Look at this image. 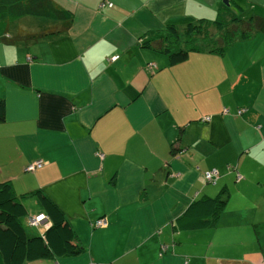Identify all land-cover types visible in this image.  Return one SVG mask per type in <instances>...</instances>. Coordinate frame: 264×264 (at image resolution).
Wrapping results in <instances>:
<instances>
[{"label":"crops","instance_id":"obj_1","mask_svg":"<svg viewBox=\"0 0 264 264\" xmlns=\"http://www.w3.org/2000/svg\"><path fill=\"white\" fill-rule=\"evenodd\" d=\"M48 1L50 13L7 10L18 13L7 35L64 10L71 19L36 40H0V182L46 194L83 250L21 264H264V33L222 51L197 38L175 63L141 45L167 23L183 38L199 18L216 39L214 21L264 16V0ZM29 16L32 26L19 21ZM223 186L213 224L173 227L192 199ZM98 217L106 224L93 226Z\"/></svg>","mask_w":264,"mask_h":264},{"label":"trees","instance_id":"obj_2","mask_svg":"<svg viewBox=\"0 0 264 264\" xmlns=\"http://www.w3.org/2000/svg\"><path fill=\"white\" fill-rule=\"evenodd\" d=\"M48 1V0H47ZM45 0H15L12 3L19 12L50 13L53 7ZM6 6V7H5ZM48 7V8H47ZM12 8L7 1L0 0V40L7 44L17 41L36 40L46 35L56 34L68 29L70 13L62 11L63 19L54 24L46 25L35 30L18 27L14 34L7 35L9 20L18 13L7 14ZM13 12L12 10H10ZM213 22L218 32V39H210L211 33L202 18L196 22H188L180 32L172 25L166 24V33L150 39H143L142 46L152 47L167 54L169 63H175L186 58L188 52L197 48L193 41L197 38L213 41L211 50L222 51L234 39L246 38L254 32L264 33V16L250 14L246 17H232ZM3 117V102L0 100V119ZM175 147H171V151ZM27 194L35 196L44 214L47 225L42 234L27 233L20 221L28 213L22 202ZM228 196L225 186L218 189L213 196L203 195L192 199L173 219V227L178 229L204 228L213 224L217 214ZM26 223V222H25ZM83 250V246L75 238V233L61 208L39 189L29 193L16 194L8 181L0 182V255L3 264H21L25 261L45 259L51 257L76 255Z\"/></svg>","mask_w":264,"mask_h":264},{"label":"built area","instance_id":"obj_3","mask_svg":"<svg viewBox=\"0 0 264 264\" xmlns=\"http://www.w3.org/2000/svg\"><path fill=\"white\" fill-rule=\"evenodd\" d=\"M240 111H241V109L237 110L238 113ZM41 163H42L41 159H35V160L27 163L25 165V169L26 170H33L35 167L41 165ZM216 175H217V171H216L215 168L209 169V170H206V171L203 172V176H204V178L206 180L214 181ZM25 222L28 225H34V224H37V223H44V224L48 223L47 217H46V215L43 212L27 213L25 215ZM105 224H106V219L104 217L95 218L93 220V222H92L93 226H103ZM163 248H164V246H161V249H163Z\"/></svg>","mask_w":264,"mask_h":264},{"label":"rangeland","instance_id":"obj_4","mask_svg":"<svg viewBox=\"0 0 264 264\" xmlns=\"http://www.w3.org/2000/svg\"><path fill=\"white\" fill-rule=\"evenodd\" d=\"M224 2V1H223ZM225 4H227V3H225ZM19 21L20 22H22V21H24V22H26L27 24H30V26H32L33 25V23H34V18L33 17H31V16H29V17H27V18H23V19H19ZM219 37H217V39H218ZM198 39H200V38H198ZM199 42V41H198ZM200 43V42H199ZM212 44H213V41L211 42ZM22 201L25 203V206H26V208L27 209H29L28 210V212L29 211H33L34 209H35V207H34V205H33V196L32 195H27V196H24V197H22ZM20 221H21V223L23 224V226L25 227V230L27 231V225H26V223H25V218L24 217H21L20 218ZM29 229H31V231L32 230H34V228H30L29 227ZM35 234H38V233H35Z\"/></svg>","mask_w":264,"mask_h":264},{"label":"water","instance_id":"obj_5","mask_svg":"<svg viewBox=\"0 0 264 264\" xmlns=\"http://www.w3.org/2000/svg\"><path fill=\"white\" fill-rule=\"evenodd\" d=\"M224 2H225V3H228L227 0H224ZM46 225H47V224H46ZM46 225H45V226H46Z\"/></svg>","mask_w":264,"mask_h":264}]
</instances>
